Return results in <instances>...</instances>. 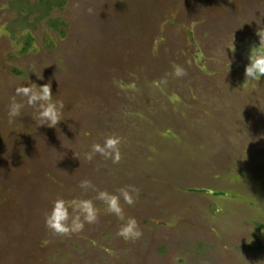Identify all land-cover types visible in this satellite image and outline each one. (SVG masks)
I'll list each match as a JSON object with an SVG mask.
<instances>
[{
    "label": "rangeland",
    "instance_id": "374dc122",
    "mask_svg": "<svg viewBox=\"0 0 264 264\" xmlns=\"http://www.w3.org/2000/svg\"><path fill=\"white\" fill-rule=\"evenodd\" d=\"M262 29L264 0H0V264H264V78L243 87ZM33 83L63 101L56 128L19 96L10 122ZM111 135L121 161L89 162ZM85 179L140 190V239L98 200V223L52 234Z\"/></svg>",
    "mask_w": 264,
    "mask_h": 264
},
{
    "label": "clouds",
    "instance_id": "9594fccd",
    "mask_svg": "<svg viewBox=\"0 0 264 264\" xmlns=\"http://www.w3.org/2000/svg\"><path fill=\"white\" fill-rule=\"evenodd\" d=\"M91 11V9H90ZM259 45H253L250 49L248 60L245 67L246 87L249 83H258L264 78V29L258 31ZM229 48L235 52L234 43ZM174 74L177 77L186 75V71L175 66ZM26 98V104L36 109L34 119L39 126L47 125L56 128L62 121V110L65 105L63 101H54L51 84H44L37 88L33 83L28 86H18L15 89V96L9 105L8 116L12 119L21 115L24 103L17 102L16 97ZM122 137L111 135L104 139L103 144L95 143L91 151L85 153L86 159L91 162L96 154H100L105 159H111L114 164H118L122 159L120 146ZM80 188L87 192L89 189L96 192L93 199L74 198L65 200L58 198L53 202L51 212L45 217V226L57 236H72L84 230L86 224H95L99 221L100 209L96 207L95 201H101L105 206V212L116 216L124 223L119 228L116 235L126 241L135 242L143 236V231L135 217L125 216L124 204L134 206L139 199L140 190L134 185H128L119 189L118 193H110L107 190H98L90 180H82ZM123 200V204L121 203Z\"/></svg>",
    "mask_w": 264,
    "mask_h": 264
}]
</instances>
